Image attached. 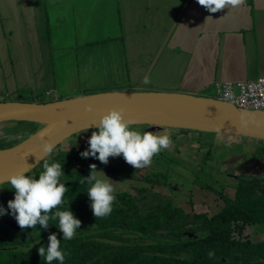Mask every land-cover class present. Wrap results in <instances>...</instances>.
<instances>
[{"label":"crops","instance_id":"1","mask_svg":"<svg viewBox=\"0 0 264 264\" xmlns=\"http://www.w3.org/2000/svg\"><path fill=\"white\" fill-rule=\"evenodd\" d=\"M257 77L264 0L215 13L197 0H0V101L103 90L215 97L216 82ZM21 90L52 98L18 99Z\"/></svg>","mask_w":264,"mask_h":264},{"label":"trees","instance_id":"2","mask_svg":"<svg viewBox=\"0 0 264 264\" xmlns=\"http://www.w3.org/2000/svg\"><path fill=\"white\" fill-rule=\"evenodd\" d=\"M18 122L25 126L19 127L17 133L9 132L15 136L13 142L17 143L41 126L35 122ZM257 141L253 156H264V140ZM88 147L83 145L78 151L52 152L32 169L38 179L45 160L49 164H61L64 174L60 182L65 183L68 190L64 202L49 215L71 210L81 221L74 238L63 239L58 218L50 219L47 229L39 224L23 229L26 235L13 231L0 220V264H47L37 249H47L51 233L61 239L64 264H264V239L255 241L252 237L254 227L264 224V175L255 172L253 176L242 177L243 180L233 187L232 196H225L211 183L203 182L204 188L223 199L220 209L211 215L204 209L186 212L173 205L170 197L159 196L148 205H140L139 202L147 198V186L140 185L133 187L135 193L129 190L114 192L112 212L97 218L92 214L87 194L89 165L95 164L96 171L125 178H134V171L123 165L125 160L114 164L115 157L110 156L107 164L92 156L82 157L80 153ZM117 157L123 158L122 155ZM84 167L88 168L87 173ZM167 179L165 172L150 173L142 178L151 185L164 184ZM0 186V206L7 211L8 201L14 199L15 193L6 182ZM210 252L213 255L209 256ZM52 264L60 262L53 261Z\"/></svg>","mask_w":264,"mask_h":264},{"label":"water","instance_id":"3","mask_svg":"<svg viewBox=\"0 0 264 264\" xmlns=\"http://www.w3.org/2000/svg\"><path fill=\"white\" fill-rule=\"evenodd\" d=\"M86 105L91 106L90 111L85 109ZM110 109L119 110L130 125L264 140V110L240 108L213 96L159 90H103L45 102L6 100L0 101V123L29 121L41 126L19 143L0 149V184L14 173H28L44 160L49 155L41 151L45 141L56 148L74 134L95 129L99 118ZM2 222L21 229L11 212Z\"/></svg>","mask_w":264,"mask_h":264},{"label":"rangeland","instance_id":"4","mask_svg":"<svg viewBox=\"0 0 264 264\" xmlns=\"http://www.w3.org/2000/svg\"><path fill=\"white\" fill-rule=\"evenodd\" d=\"M35 93L38 94L37 100L52 98L51 96L45 95L43 90ZM35 93L21 90L20 96L17 98L28 99L29 97L32 99V94L37 95ZM57 95H60V93L58 92ZM4 97L7 96L2 95L0 99L2 100ZM12 126L17 127L13 130V128H10ZM24 126L25 123H19L18 121L1 122L0 149L17 144V142H13L15 141L13 140L15 136L9 132L17 133L18 128ZM131 126L132 130L141 133L144 131H152L158 135L168 134L172 142L167 149L161 150L152 157L151 166L135 169L126 163V161L123 162V165L127 169L134 171V178L118 177L115 174L101 170H97L96 173L98 176L108 179L114 186L115 192L129 190L135 193L133 187H139L140 185L147 186V198L140 201V205H148L151 201L157 200L159 196L170 197L173 205L183 208L186 212L207 209L210 212L209 215H211L220 209L223 204V199L204 188L203 182L211 183V186L221 190L225 196H232L233 187L238 181L243 180L238 172L246 169L249 176H253L256 172L251 163L243 164L240 159L243 157L247 158L254 152L258 144L256 139L209 132L200 134L197 131L195 132V130L189 131L170 127L160 128L151 125L146 126L145 124ZM95 130L88 129L72 135L59 144L53 151V154H57L60 151L68 152L71 149L78 151L82 147L81 145L88 144V139ZM121 160L124 161V158L117 156L113 158V162L116 165L120 164ZM84 170L85 173L88 172L87 167H84ZM159 172L166 173L168 179L164 184L151 185L142 180L147 174ZM26 175L35 179L34 170L29 171ZM7 185L10 187L8 183ZM245 233H247V230ZM252 237L255 241L264 239V224L254 227Z\"/></svg>","mask_w":264,"mask_h":264},{"label":"clouds","instance_id":"5","mask_svg":"<svg viewBox=\"0 0 264 264\" xmlns=\"http://www.w3.org/2000/svg\"><path fill=\"white\" fill-rule=\"evenodd\" d=\"M197 3L215 13L224 8L242 6L244 0H197ZM150 82L147 76L143 80L144 84ZM85 109L90 111L91 106L86 105ZM94 127L96 130L88 139L89 147L80 155L84 158L95 157L103 164L108 163L110 156L122 155L126 163L135 169L151 166L152 157L167 149L172 142L168 134L158 135L152 131L141 133L132 130V126L123 119L121 112L115 109L103 114ZM54 150L55 145L48 141L41 146L44 154H51ZM89 167L90 173L86 179L90 185L87 190L91 200L90 207L94 217L102 218L112 212L115 189L108 179L97 175L95 164H90ZM43 169L38 179L27 176L24 172H17L6 178L10 189L15 193L14 199L8 201V209L22 230L35 228L38 224L47 229L49 220L58 218V229L62 232L63 239L71 240L76 235L81 221L71 210L56 211L52 216L49 215L64 202V194L68 190L65 183L60 182V177L64 174L61 164H49L45 160ZM4 213V208L0 206V215ZM60 240L55 233H51L48 236L47 249H37L39 256L44 257L47 264H52L53 261L64 264L65 254L60 248ZM211 255L213 253L210 252L209 256Z\"/></svg>","mask_w":264,"mask_h":264},{"label":"built area","instance_id":"6","mask_svg":"<svg viewBox=\"0 0 264 264\" xmlns=\"http://www.w3.org/2000/svg\"><path fill=\"white\" fill-rule=\"evenodd\" d=\"M216 98L250 110H264V77L215 83Z\"/></svg>","mask_w":264,"mask_h":264},{"label":"flooded vegetation","instance_id":"7","mask_svg":"<svg viewBox=\"0 0 264 264\" xmlns=\"http://www.w3.org/2000/svg\"><path fill=\"white\" fill-rule=\"evenodd\" d=\"M61 144V143H60ZM69 145H71V144H69ZM72 145H74V144H72ZM83 145H88L89 146V144H83ZM83 145H81V146H83ZM256 147H258V144H257V146ZM71 150H74V149H71ZM70 150V151H71ZM80 150V149H79ZM256 151V149L254 150V152ZM253 152V153H254ZM253 153H251L250 154V156L249 157H247V158H245V157H243V158H240L242 161V163L243 164H245V163H251L252 165H253V169H255L256 170V173L260 176V175H264V156H253ZM246 154V153H245ZM125 162V161H124ZM242 168H243V166H242ZM238 174H240L239 176L240 177H247L248 175H249V173L246 171V169L244 170V171H240V172H238ZM204 210H207V209H204ZM8 212H10V210H7V211H5V213L0 217V220H1V222L8 216ZM3 223V222H2ZM8 227V226H7ZM9 228H11L13 231L15 230V229H13L12 227H9ZM15 232H17V233H23V234H25L26 235V233L27 232H24L22 229H19V230H15ZM27 235H29V234H27Z\"/></svg>","mask_w":264,"mask_h":264}]
</instances>
